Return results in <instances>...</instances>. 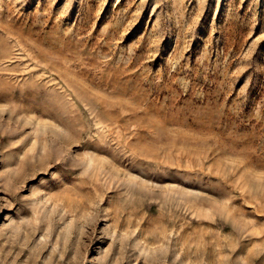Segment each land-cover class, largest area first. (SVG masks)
Instances as JSON below:
<instances>
[{
	"label": "rangeland",
	"instance_id": "374dc122",
	"mask_svg": "<svg viewBox=\"0 0 264 264\" xmlns=\"http://www.w3.org/2000/svg\"><path fill=\"white\" fill-rule=\"evenodd\" d=\"M0 264H264V0H0Z\"/></svg>",
	"mask_w": 264,
	"mask_h": 264
}]
</instances>
